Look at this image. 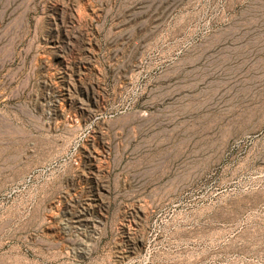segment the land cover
<instances>
[{
	"label": "rangeland",
	"instance_id": "1",
	"mask_svg": "<svg viewBox=\"0 0 264 264\" xmlns=\"http://www.w3.org/2000/svg\"><path fill=\"white\" fill-rule=\"evenodd\" d=\"M0 264H264V0H0Z\"/></svg>",
	"mask_w": 264,
	"mask_h": 264
}]
</instances>
